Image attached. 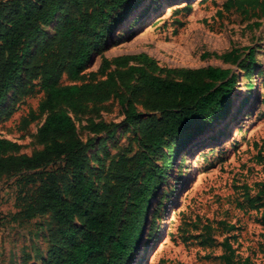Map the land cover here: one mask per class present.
<instances>
[{
	"label": "trees",
	"instance_id": "16d2710c",
	"mask_svg": "<svg viewBox=\"0 0 264 264\" xmlns=\"http://www.w3.org/2000/svg\"><path fill=\"white\" fill-rule=\"evenodd\" d=\"M138 1L0 0V109L10 92L28 87L25 77L37 80L43 93L38 112L45 115L36 132L41 150L16 154L18 145L0 138V177L32 171L18 190L14 218L52 215L55 224L48 230L50 249L43 264H127L138 248L151 198L165 182L176 155L188 139L229 109L235 81L228 68L174 70L145 54H125L102 57L96 71L85 72L92 53ZM261 1L228 0L225 5L255 9ZM57 18L55 33L32 49L38 36L45 35L44 27ZM244 49L248 52L238 64L250 75L254 51ZM239 51L233 47L218 57L236 63ZM62 76L72 83L63 84ZM110 97L121 106L123 122L133 127L137 148L102 166L98 186L87 169V144L78 138L69 111L82 112L89 103L95 106ZM89 128L112 131L104 122H93ZM56 160L63 164L47 169ZM255 160L264 173V154L258 153ZM245 196L247 205L258 209L264 227V182L254 196ZM198 237L212 245L209 235ZM220 246L221 264H255L237 254L230 236Z\"/></svg>",
	"mask_w": 264,
	"mask_h": 264
},
{
	"label": "rangeland",
	"instance_id": "374dc122",
	"mask_svg": "<svg viewBox=\"0 0 264 264\" xmlns=\"http://www.w3.org/2000/svg\"><path fill=\"white\" fill-rule=\"evenodd\" d=\"M227 1L140 0L92 53L85 69L96 71L102 57L145 54L174 70L211 65L234 74L226 115L188 139L176 155L165 182L151 198L138 248L127 264H221L220 243L225 236H230L237 254L264 264V227L258 209L245 201V193L254 196L264 182L262 165L255 160L258 153L264 154V0L255 9L226 6ZM57 23L58 18L44 27L45 35L38 36L32 49L55 33ZM233 47L240 49L236 63L218 57ZM246 47L254 51L250 75L238 64L246 57ZM29 81L34 86L10 92L0 109V138L16 143V154L43 147L36 135L45 117L38 112L43 93L36 79L24 77V82ZM61 82L72 83L66 76ZM69 114L78 138L87 144V169L99 186L102 166L115 156L135 152L133 127L123 122L122 108L111 97ZM93 122H104L112 131H92ZM59 164L63 163L56 160L47 169ZM30 173L0 177V264H43L48 258V230L55 224L52 215L27 221L14 218L19 210L18 190ZM229 225L233 228L228 232ZM199 234L209 235L212 245L201 243Z\"/></svg>",
	"mask_w": 264,
	"mask_h": 264
}]
</instances>
